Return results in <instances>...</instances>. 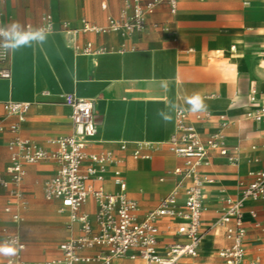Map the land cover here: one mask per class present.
<instances>
[{
	"label": "crops",
	"instance_id": "crops-1",
	"mask_svg": "<svg viewBox=\"0 0 264 264\" xmlns=\"http://www.w3.org/2000/svg\"><path fill=\"white\" fill-rule=\"evenodd\" d=\"M128 1L0 0L4 29L17 23L24 32L36 31L45 14L51 15L54 27L45 32L42 42L11 49L10 78L0 80V175L8 178V144L14 137L52 152L54 140L73 133L70 109L62 101V95L72 94L93 104L96 133L85 151L109 152L115 160L107 165L103 181L93 187L116 193L112 175L119 169L126 196L137 204L141 218L178 180L173 170L182 167L183 160L171 154L165 143L174 131L175 111L194 113L187 100L199 94L206 107L198 112L211 117L195 122L197 131L203 138L217 132L219 117H224L225 141L236 148L238 162L231 165L212 153L211 164L199 168L204 179L202 237L197 255L183 258L180 264H227L217 256L228 244L224 227L213 223L225 208V198H237L240 183L247 182L250 173L264 171V122L249 117L264 105V0H177L173 13L161 3L147 17L143 31L126 36L79 33L75 48L59 30L61 22L78 28L83 21L100 26L109 17L119 20ZM88 42L105 51L82 54ZM6 101L32 103L23 122L17 123L4 111ZM161 112L171 119L166 121ZM12 124H17L15 132L10 131ZM135 150L149 158H133ZM23 169L19 199L13 196V185L0 187V227L17 230L23 249L11 245L16 254H0V264L8 259L23 263L57 259L59 245L80 234L79 223L69 224L67 215L57 212L59 203L44 198L43 185L53 177L55 163L40 161ZM182 199L180 195L178 202ZM6 206L19 214V222L4 211ZM96 209L92 199L79 209L93 228ZM242 222L244 262L264 264V198L243 201ZM176 223L157 222L160 250L176 239ZM112 264L142 263L120 257Z\"/></svg>",
	"mask_w": 264,
	"mask_h": 264
},
{
	"label": "built area",
	"instance_id": "built-area-1",
	"mask_svg": "<svg viewBox=\"0 0 264 264\" xmlns=\"http://www.w3.org/2000/svg\"><path fill=\"white\" fill-rule=\"evenodd\" d=\"M161 3H166L173 13L177 0H151L146 3L130 0L121 10L119 20L109 17L106 23L100 26L83 21L78 28H71L66 22H61L59 30L68 36V43L74 48L79 33H116L126 36L143 31L147 26V17ZM101 8L105 9L104 3H101ZM26 28L29 29V26L26 25ZM0 29H4L1 13ZM40 29L44 32L54 30L51 15L42 16V24L36 30ZM3 43L4 38L0 36V80H9L11 49L4 48ZM104 51V48L93 49L88 42L80 52L95 55ZM251 93L254 94V90ZM62 101L70 109L73 133L54 140L55 150L52 152L38 147L27 138L14 137L8 144V178L0 175V187L13 185V196L19 199L18 188L24 175L23 165L40 161L54 162L55 173L43 185L44 198L57 201V212L66 214L69 224L79 223L80 234L59 245L60 257L57 259L39 263L8 259L4 264H112L113 259L120 257L140 259L146 264H180L183 258L195 257L202 237L200 224L204 179L199 168L201 165L211 164L212 153L231 165L238 162L236 148H230L226 144L223 134L228 121L219 117L222 121L220 129L203 138L197 131L195 122L209 119L211 115L208 112L191 113L181 108L175 111L174 131L165 144L171 154L183 160V166L173 170L178 180L171 192L157 207L146 211L140 218L137 204L126 196V183L119 169H115L112 175L113 184L118 189L116 193L109 194L100 187H93V183L103 181L107 165L115 160L109 152L85 151L86 145L96 133L92 101L77 98L72 94L62 95ZM31 106L32 103L29 102L6 101L3 109L8 115L14 116L17 123H21ZM249 117L256 122H264V105L258 107ZM16 130L17 124H12L10 131ZM121 148L124 149L125 146L121 145ZM132 157L148 159L149 155L135 150ZM180 195L183 199L179 203ZM263 198L264 171L250 173L248 181L240 183L237 198H225V208L213 226L224 227L228 244L217 251V256L227 264H246L242 204L245 200L257 201ZM88 199H92L97 207L94 228L88 215L79 212L82 204ZM4 211L10 212L12 220L19 222V214L13 212L10 206H6ZM250 213L255 217L253 211ZM163 219L177 221L174 232L176 239L160 250L157 222ZM0 243L23 249L19 232L4 226L0 227Z\"/></svg>",
	"mask_w": 264,
	"mask_h": 264
},
{
	"label": "clouds",
	"instance_id": "clouds-1",
	"mask_svg": "<svg viewBox=\"0 0 264 264\" xmlns=\"http://www.w3.org/2000/svg\"><path fill=\"white\" fill-rule=\"evenodd\" d=\"M0 36L4 38L3 47L6 49H15L21 45L27 44L30 41H40L45 39V32L43 29L36 31L24 32L21 26L17 23L11 24L6 29H0ZM187 103L191 106L192 112L204 110L206 105L199 94H194L189 97ZM163 118L168 121L171 117L163 112L160 113ZM17 249L8 243L0 245V254L4 256H11L16 254Z\"/></svg>",
	"mask_w": 264,
	"mask_h": 264
},
{
	"label": "rangeland",
	"instance_id": "rangeland-1",
	"mask_svg": "<svg viewBox=\"0 0 264 264\" xmlns=\"http://www.w3.org/2000/svg\"><path fill=\"white\" fill-rule=\"evenodd\" d=\"M140 262H141L142 264H145L142 260H140Z\"/></svg>",
	"mask_w": 264,
	"mask_h": 264
}]
</instances>
